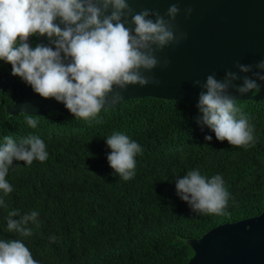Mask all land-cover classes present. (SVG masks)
<instances>
[{
	"label": "trees",
	"instance_id": "obj_1",
	"mask_svg": "<svg viewBox=\"0 0 264 264\" xmlns=\"http://www.w3.org/2000/svg\"><path fill=\"white\" fill-rule=\"evenodd\" d=\"M12 102L11 93H0V143L6 135L17 142L37 135L49 155L30 166L13 161L7 176L13 191L4 197L8 207H0V239H21L39 264H187L190 241L264 210V100L237 101L255 126L256 142L247 150L217 141L200 122L201 113L179 101H127L102 111V123L91 126L49 112L35 129L23 114L6 115ZM114 132L143 148L129 181L119 179L107 161L105 138ZM192 169L223 176L231 194L224 215L198 214L177 196V177ZM12 209L39 213V227L29 225L31 237L7 232Z\"/></svg>",
	"mask_w": 264,
	"mask_h": 264
},
{
	"label": "clouds",
	"instance_id": "obj_2",
	"mask_svg": "<svg viewBox=\"0 0 264 264\" xmlns=\"http://www.w3.org/2000/svg\"><path fill=\"white\" fill-rule=\"evenodd\" d=\"M190 15L192 9H186ZM180 9L172 4L164 16L158 10L134 12L128 0H0V61L11 65V75L19 77L43 99H55L75 116L102 123L100 113L123 101L119 91L129 85L147 86L157 83L142 74L159 64L155 52L173 42H179L173 31ZM167 17V19L165 18ZM130 17V19H129ZM132 25L129 27L128 25ZM46 37L48 44L29 43L30 39ZM167 66L168 61H165ZM240 73L252 72V65H237ZM264 71V60L255 65ZM256 79L247 76L242 85H234L240 76L232 71L223 80L208 75L201 85L197 108L201 123L215 134L217 141H227L232 147L245 150L256 142L255 126L237 106L229 89L254 95L261 89L257 80L264 81L260 71ZM27 125L35 129L41 116L24 110ZM211 141L212 136H206ZM111 150L109 166L119 179L134 178L136 157L142 146L128 135L114 132L105 138ZM47 146L37 135H28L19 142L11 135L0 143V207L7 208L4 197L13 191L7 176L13 161L30 166L34 161L48 159ZM19 166V163L16 164ZM176 194L192 211L202 215H224L231 194L222 175L210 178L198 169L177 177ZM39 213H23L17 209L7 212V232L31 237L30 223L39 227ZM19 217V219H16ZM50 239L55 242L56 236ZM0 264H39L21 239H0Z\"/></svg>",
	"mask_w": 264,
	"mask_h": 264
},
{
	"label": "water",
	"instance_id": "obj_3",
	"mask_svg": "<svg viewBox=\"0 0 264 264\" xmlns=\"http://www.w3.org/2000/svg\"><path fill=\"white\" fill-rule=\"evenodd\" d=\"M134 12L143 9L158 10L164 16L172 4L180 9L173 21L177 37L185 34L179 42H173L156 51L159 61L150 72L157 83L147 86L129 85L119 91L121 103L144 98L179 101L194 112L197 108L200 86L206 77L215 74L223 80L225 73L232 71L240 76L234 85H242L245 76L256 79L253 72L264 71L255 67L264 60V0H128ZM192 9L190 15L186 9ZM167 19V17L165 16ZM130 19V17H129ZM132 27V25H128ZM39 43L48 44L46 37H38ZM165 61H168L165 66ZM252 65L249 73H240L237 65ZM260 91L241 95L235 87L229 93L237 101H263L264 81L257 80ZM16 91V84H10ZM0 89L4 91L3 86ZM19 99L6 108L7 116H17L21 110L41 117L56 112L71 118L65 106L55 99H43L25 84L18 91ZM120 103V104H121ZM117 105H106L112 110ZM193 256L187 264H264V210L254 218L232 224L220 225L198 240L189 242Z\"/></svg>",
	"mask_w": 264,
	"mask_h": 264
},
{
	"label": "flooded vegetation",
	"instance_id": "obj_4",
	"mask_svg": "<svg viewBox=\"0 0 264 264\" xmlns=\"http://www.w3.org/2000/svg\"><path fill=\"white\" fill-rule=\"evenodd\" d=\"M29 43L33 44L34 46L35 43H39L38 38L30 39ZM9 83L17 85L15 92L12 91V86L9 85ZM0 85L5 89L4 91L0 89L1 94L11 93L13 95V102L10 105L12 106L19 99L18 91L25 85V83L19 77H14L11 75L10 64L0 61Z\"/></svg>",
	"mask_w": 264,
	"mask_h": 264
}]
</instances>
